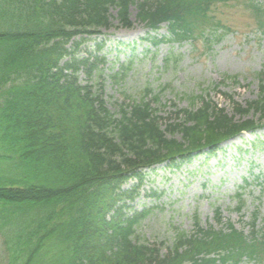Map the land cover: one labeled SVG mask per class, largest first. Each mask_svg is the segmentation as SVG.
Wrapping results in <instances>:
<instances>
[{
    "label": "trees",
    "instance_id": "16d2710c",
    "mask_svg": "<svg viewBox=\"0 0 264 264\" xmlns=\"http://www.w3.org/2000/svg\"><path fill=\"white\" fill-rule=\"evenodd\" d=\"M229 0H0V237L6 264H239L264 260V219L251 213L245 234L225 227L175 228L167 252L136 237L149 210L130 205L141 186L135 169L175 163L223 140L264 128V72L258 98L234 111L236 120L201 98L179 110L181 121L161 128L149 100L133 98L111 111L90 79L105 60L78 57L88 36L112 19L130 28L129 8L147 28L149 45L212 43L229 30L214 15ZM258 32L264 4L248 0ZM115 10V14L111 10ZM166 24L165 34H159ZM84 73L86 83L79 81ZM117 73L112 74L116 77ZM179 132L181 139L168 136ZM137 184L122 188L125 172ZM240 195V194H238ZM238 209L243 205L239 202ZM216 224L221 222L215 211Z\"/></svg>",
    "mask_w": 264,
    "mask_h": 264
},
{
    "label": "rangeland",
    "instance_id": "374dc122",
    "mask_svg": "<svg viewBox=\"0 0 264 264\" xmlns=\"http://www.w3.org/2000/svg\"><path fill=\"white\" fill-rule=\"evenodd\" d=\"M247 1L229 0L216 5L214 15L229 31L210 45L197 39L194 44L163 41L151 46L145 39L147 30L136 20L132 7L130 28L113 19L110 29L88 36L77 55L104 58L90 81L95 90L102 91L111 111L124 95H128L125 100L145 97L164 129L181 121L179 110L196 109L203 97L224 107L237 120L257 119L258 113L250 111L240 117L232 107V99L246 107L247 102L258 98L256 77L264 72V33L259 35L254 13L244 6ZM111 13L116 15L114 9ZM165 32L163 27L160 33ZM78 79L87 82L83 72ZM222 79L224 82L214 88ZM168 136L181 139L177 131L168 132ZM208 155L212 157L207 159ZM135 171H141L143 178L130 205L137 211L149 210L135 228L136 237L161 252H167L175 228L193 231L195 217L202 227L209 223L215 226L216 209L222 217L217 227L229 221L246 234L255 208L259 210L257 223L264 219V128L254 134L243 132L222 142L216 150L201 151L175 163L141 165ZM134 172H125L122 188L137 184ZM241 200L243 205L237 209ZM1 239L0 264H6ZM239 264H264V260Z\"/></svg>",
    "mask_w": 264,
    "mask_h": 264
}]
</instances>
